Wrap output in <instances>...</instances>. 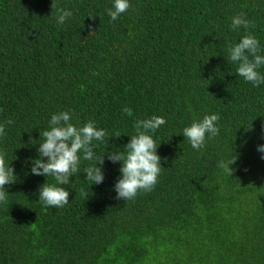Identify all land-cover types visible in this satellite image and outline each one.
I'll list each match as a JSON object with an SVG mask.
<instances>
[{"label": "trees", "instance_id": "16d2710c", "mask_svg": "<svg viewBox=\"0 0 264 264\" xmlns=\"http://www.w3.org/2000/svg\"><path fill=\"white\" fill-rule=\"evenodd\" d=\"M73 15L56 23L52 0H0V153L16 182L0 203V264H264V84L236 75L227 47L255 36L264 55V0H53ZM243 13L255 27L232 30ZM92 16V17H89ZM258 71L264 75V66ZM132 109L131 117L123 108ZM119 138L93 141L103 182L81 172L69 202L45 207L34 175L40 132L54 113ZM218 114L219 134L197 151L183 128ZM166 121L155 133L163 167L150 192L116 199L120 162L137 119ZM237 157L227 175L217 164ZM46 160V158H44Z\"/></svg>", "mask_w": 264, "mask_h": 264}, {"label": "clouds", "instance_id": "9594fccd", "mask_svg": "<svg viewBox=\"0 0 264 264\" xmlns=\"http://www.w3.org/2000/svg\"><path fill=\"white\" fill-rule=\"evenodd\" d=\"M129 8V0H113L112 7L107 9V15L111 21H115ZM53 9L58 25H62L73 15L70 10L58 7L52 0L51 10ZM254 27L243 13L231 18L230 28L234 31L240 28L247 31ZM261 50L259 40L250 33L245 34L238 43L227 47V62L236 64V75L254 87L264 84V75L258 71L264 66ZM122 111L126 116L133 115L132 109L127 106ZM70 120L71 114L67 111L54 113L48 121V130L40 132L43 140L39 143L38 158L32 161L30 171L34 175L54 178V184L45 180L38 189V201L45 207L62 208L69 202V192L63 186L69 185L70 178L81 172V154L84 161L93 162L82 170L86 173L85 180L89 182V186L102 183L104 176L101 168L105 154L95 155L94 148L97 145L93 141L107 144L110 138L122 135L119 131L109 135L104 129L96 127L94 121L77 127ZM218 120V114L205 115L202 120L193 121L190 126L183 128L182 135L193 149L200 151L206 146L207 140L219 134ZM13 123L8 119L0 124V137L6 135L5 126ZM165 123V119L159 116L137 119L133 124L135 134L129 136L130 141L123 147L124 151L106 153L109 161L120 162V177L114 184L116 199L133 200L138 193L154 189L163 167L160 164L161 157L157 155L159 145L150 133H155ZM257 151L262 154L261 159H264V144L258 145ZM236 159L234 156L227 161L221 160L217 166L232 176L234 169L229 165L235 163ZM9 164L10 162L6 163L4 154L0 153V203H7L9 193L5 188L16 182L14 168Z\"/></svg>", "mask_w": 264, "mask_h": 264}]
</instances>
